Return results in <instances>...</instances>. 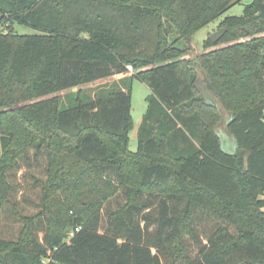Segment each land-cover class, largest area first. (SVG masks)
<instances>
[{
	"label": "trees",
	"instance_id": "16d2710c",
	"mask_svg": "<svg viewBox=\"0 0 264 264\" xmlns=\"http://www.w3.org/2000/svg\"><path fill=\"white\" fill-rule=\"evenodd\" d=\"M240 1L0 0V264H264V0L204 41L213 101L182 57ZM134 77L152 98L130 151Z\"/></svg>",
	"mask_w": 264,
	"mask_h": 264
},
{
	"label": "rangeland",
	"instance_id": "374dc122",
	"mask_svg": "<svg viewBox=\"0 0 264 264\" xmlns=\"http://www.w3.org/2000/svg\"><path fill=\"white\" fill-rule=\"evenodd\" d=\"M250 0H241L238 3L233 4L230 6L224 13H222L218 18H216L214 21L208 23L205 26H202L199 28L192 37V42L190 45L189 50L182 56L184 60L188 63V67H192L194 72L196 73V84H198L200 87L205 86L208 89L209 88V81L206 76V72L200 67L198 63V57L206 51H209V49L204 48L203 44L206 39H209V35L212 34L215 31H218L222 29L224 26L221 25V21L227 17V16H240L243 13L244 6L249 2ZM13 30L22 33V34H32L37 33L39 30L27 26V25H20L15 24L13 25ZM242 40V39H241ZM217 42V41H216ZM225 45V43H220V45L214 46L213 48L220 47ZM134 70V69H133ZM133 70H129L126 73H117L113 76L97 79L95 81L85 83L79 86H75L69 89L62 90L60 92H57L55 94L49 95L47 97L58 95L60 99L62 100L63 104H72L73 103V96L77 91H80V94L87 95L88 97H94L96 94H99L104 87H106L107 84H110L112 82H118V80H121L120 84L125 86L123 84L125 77H128L133 73ZM127 87L130 88V94H131V121L132 126L129 129L128 132V148L130 151H135L137 148V131L138 127L141 124V121L143 120V116L147 111L148 104L150 102V99L152 98V93L150 89L147 87V85L139 80L138 78H132L128 80ZM220 107V106H219ZM0 111H6V109H0ZM228 111H223L220 108V119L215 120L212 119L211 124L214 129H216L217 134L221 141V147L223 150L227 152H232L234 149V143L232 137L225 131L224 125L226 124V121L228 119ZM178 125L181 126L179 123ZM181 128H184L181 126ZM128 173L130 175V179L132 182L135 181V174L131 169L128 170ZM176 188V186L174 187ZM264 198V195L262 196ZM78 199L81 203H85V200L82 196H78Z\"/></svg>",
	"mask_w": 264,
	"mask_h": 264
},
{
	"label": "water",
	"instance_id": "95a60500",
	"mask_svg": "<svg viewBox=\"0 0 264 264\" xmlns=\"http://www.w3.org/2000/svg\"><path fill=\"white\" fill-rule=\"evenodd\" d=\"M224 32H225V28H222V29H220L218 31H215L212 34H210L208 38H209V40L211 42L214 43V42L218 41L222 37V35L224 34ZM201 89H202V95L204 96L205 100H208V99H210L212 101L214 100L213 95L209 91L206 90L205 86L202 85ZM211 104L213 106H216V104L214 102H212ZM233 143H234V141H233ZM233 149H235V143H234V148Z\"/></svg>",
	"mask_w": 264,
	"mask_h": 264
},
{
	"label": "built area",
	"instance_id": "2783aa9c",
	"mask_svg": "<svg viewBox=\"0 0 264 264\" xmlns=\"http://www.w3.org/2000/svg\"><path fill=\"white\" fill-rule=\"evenodd\" d=\"M128 69L129 70H132V67L131 66H128ZM77 230H78V228H75L74 229V231H77ZM72 234H73V231L69 233V236H72Z\"/></svg>",
	"mask_w": 264,
	"mask_h": 264
},
{
	"label": "crops",
	"instance_id": "0c3cea01",
	"mask_svg": "<svg viewBox=\"0 0 264 264\" xmlns=\"http://www.w3.org/2000/svg\"><path fill=\"white\" fill-rule=\"evenodd\" d=\"M228 118H229V116H228Z\"/></svg>",
	"mask_w": 264,
	"mask_h": 264
}]
</instances>
